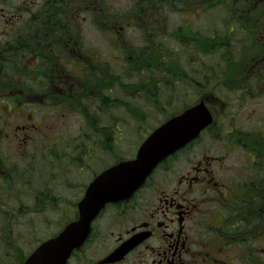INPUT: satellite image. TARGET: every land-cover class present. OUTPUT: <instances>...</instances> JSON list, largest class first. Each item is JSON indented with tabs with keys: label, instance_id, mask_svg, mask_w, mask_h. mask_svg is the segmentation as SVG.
Listing matches in <instances>:
<instances>
[{
	"label": "flooded vegetation",
	"instance_id": "flooded-vegetation-1",
	"mask_svg": "<svg viewBox=\"0 0 264 264\" xmlns=\"http://www.w3.org/2000/svg\"><path fill=\"white\" fill-rule=\"evenodd\" d=\"M254 3L150 0L143 5L139 0L142 5L115 8L111 0H0V264L24 260L36 240L32 220L40 219L46 231L47 210L60 213L59 205L69 203L74 214L63 210L59 219L75 220L90 182L126 159L116 155L111 163L118 142L111 135L116 118L108 111H129L130 101L143 95L154 100L142 87L144 70L136 62L151 61V72L169 71L171 85L185 89L193 82L190 69L186 74L183 67L165 68L160 49L175 44L196 51L199 43L203 60L216 52L202 55V38L225 44L224 69L204 71L196 81L199 90L224 91L213 97L222 107L220 122L203 95L213 124L159 163L129 198L104 206L67 264H264V245H256L264 234V116L239 117L248 102L264 95V20L256 53L245 38L235 58L226 51L231 37L199 31L202 15L213 8L228 14L217 27L230 25V33L234 24L249 29L256 19ZM260 4L264 8V0ZM133 25L137 44L123 36ZM143 44L151 46L150 55L138 53ZM111 45L123 49L125 62H135L122 70L129 76L110 65L116 56L104 52ZM166 57L174 61L173 53ZM132 85L137 96L129 91L125 98L115 97ZM227 108H235L228 122ZM63 111L80 118L75 134L66 136L65 126L64 134L47 139ZM113 133L121 135L117 121ZM95 149L105 156L101 162H95ZM36 164L42 172L33 178ZM74 188L77 194L64 196ZM102 218L105 228L98 224ZM124 247L123 256H113Z\"/></svg>",
	"mask_w": 264,
	"mask_h": 264
},
{
	"label": "rangeland",
	"instance_id": "rangeland-1",
	"mask_svg": "<svg viewBox=\"0 0 264 264\" xmlns=\"http://www.w3.org/2000/svg\"><path fill=\"white\" fill-rule=\"evenodd\" d=\"M261 0H255L254 5L258 6L256 8L255 18L256 22L253 24V26L249 27V29H243V24H240L237 26L236 24L233 25L232 32L230 33L229 26H222L217 27V25L220 24L221 18H227L228 14H226L225 10H219L218 8H213L212 10H206L204 15H202V26L200 28V33L204 36H210L211 32H218L219 35H222L223 37L227 38L228 36L232 39L229 40V47L226 49L228 55H232L233 58H235L239 52L237 50H240L239 48H243L244 43H246L245 38H248V36H254L256 37L257 41L262 40V28H263V20H264V8L260 4ZM139 0H111V5L115 8H126L130 6H139V5H147L142 2V4H138ZM150 5V4H148ZM260 7L262 10H260ZM114 10L116 11V9ZM174 16H172L173 18ZM198 29V28H193ZM225 35V36H224ZM123 36L127 37V41L129 43V40H131L134 44H137L136 38L139 36V31L136 29V27L132 26H126L125 31L123 32ZM260 39V40H259ZM249 41V40H247ZM252 48L254 49V53H256L257 46L254 45V42H252ZM102 45L96 46L97 48L101 49ZM193 48V46H190ZM131 48V47H129ZM139 48L138 53H145V55L148 56V54H151V46L148 45H141L137 46ZM169 54H174V61L170 58L166 57L167 52ZM176 50V52L174 51ZM123 49L117 48L116 46L111 45L110 51H105L104 53H110L111 55H115L116 57H112L114 61L110 62V65L112 63V68L116 72H121L125 74L126 76H129L128 73L123 72V68L127 66H133L135 62L130 61H124L125 57L123 56ZM251 50H248V53H250ZM221 51H217L216 53H213L211 55L202 56L204 58L203 60L199 58V49L196 45V51L191 50L189 51L188 47H179L177 45H163L160 49V55L164 58V67L168 68L169 66H175L178 69H184L186 74H189L188 70L190 69V76L191 82L185 89L182 88H175L173 85H171V81L173 76L171 74H167L168 72H160V71H153L152 65L153 63L151 61H142V62H136L137 64L142 65L141 69L142 75L141 80L142 87L145 88L146 92L149 95L154 96V100L148 101V99L145 98V95H143L142 99L139 98L136 102L130 101L129 111L125 110L124 108H116L108 111L109 115L111 116V119L116 118L112 121L111 125V135L113 139L117 140V146L113 147L114 152L112 153V160L111 163H113L114 159L113 156L118 155L119 158L124 159L128 158L130 156L129 152L132 150V148L135 150V143L137 140L141 138H145L153 129L158 127L160 124L164 123L168 118L181 113L186 108L194 105L199 101V99L205 95L206 98L209 99L211 108L213 111H215L216 116L218 117L217 123L220 122L219 116L222 113L221 111V105L219 104V100H215L213 97H220L222 96L223 92L220 87H214L215 90H213V87L208 91L207 89H200L197 85L196 81L199 80V78L202 77L204 74L203 72L206 71L209 75V71H212L213 73H216L217 70L221 69L223 70L225 67L224 61L221 59ZM187 55H189L187 57ZM187 57V59H186ZM229 57V56H228ZM169 69V68H168ZM148 72H147V71ZM192 74V75H191ZM155 79H158L156 82ZM134 80H128V83H132ZM211 81V80H209ZM213 86V83H212ZM133 85L130 87L131 89H128L124 92L117 91L115 94L116 98H125L129 96V91H132V93H135V89L132 90ZM207 91V92H206ZM202 94V95H200ZM142 95V94H141ZM219 95V96H218ZM137 96V95H136ZM128 100V99H126ZM225 108V106L223 107ZM226 115L229 121L230 115L235 112V108H227L225 110ZM107 113V115H108ZM264 116V95L262 97H259L255 100H251L246 105V109L244 110L243 114H241L239 117L243 118H257ZM98 118H102V116H97ZM238 117V118H239ZM141 118V119H140ZM115 121H117L118 128L121 130V135L117 137L116 133H113V126L115 124ZM81 120L77 115H73L69 113L68 111H63L62 119L57 122V124L53 127L51 131L47 133V139H51L54 135L58 134H64L62 131L63 128L66 126V136H71L75 134L77 123H80ZM98 127V126H97ZM96 127V128H97ZM215 128V127H214ZM84 131H87L86 128H84ZM138 138V139H137ZM205 141L210 142L206 137ZM211 147H214L213 142L210 143ZM194 149V147H191L187 151H185V154H188ZM133 152V151H132ZM196 151L192 152V155ZM191 155V156H192ZM194 157V156H193ZM95 162H101L103 159H105V156L97 151L95 149ZM181 161L178 160L177 165ZM39 165L36 164V167L34 169V175L33 178H36L42 171L39 169ZM88 173L83 174L81 177L78 178L79 181L83 180L85 177H87ZM75 176V174H74ZM35 189H31V193L34 192ZM73 191H64L65 197H72L74 193L77 194V188L72 189ZM32 202V200H31ZM30 202V203H31ZM74 203V202H72ZM74 208L75 206H72L69 203H66L65 205H59L60 211L62 212L57 213L55 210H47L46 213V231H44V227L42 224L38 225L40 222V219L34 218L32 220V230L35 231L36 240L32 242L30 250L33 249L36 245H38L41 241H45L46 239L50 238L52 235H56L61 228L67 224V220L69 218H61L59 219V215H64L63 210H65V213L68 212L72 215L74 214ZM209 217V216H208ZM59 219V220H57ZM99 225H103L102 228H105L106 223L104 221V218L100 219L98 221ZM211 224L214 225L213 222H209L208 225ZM105 231V230H103ZM46 232V233H45ZM107 234V228L105 231ZM212 235V233H209ZM41 236V237H39ZM33 238L34 235H31ZM105 237V236H104ZM258 247H261L264 245V234L259 239V241L256 243ZM26 251V250H25ZM22 255V254H21ZM27 255V253H24L23 256ZM23 258V257H22ZM21 258V259H22Z\"/></svg>",
	"mask_w": 264,
	"mask_h": 264
},
{
	"label": "water",
	"instance_id": "water-1",
	"mask_svg": "<svg viewBox=\"0 0 264 264\" xmlns=\"http://www.w3.org/2000/svg\"><path fill=\"white\" fill-rule=\"evenodd\" d=\"M210 122L211 116L200 102L156 128L133 160L111 167L89 185L78 203L79 218L42 243L23 264H65L84 241L90 222L105 203L129 196L159 161L196 137Z\"/></svg>",
	"mask_w": 264,
	"mask_h": 264
},
{
	"label": "trees",
	"instance_id": "trees-1",
	"mask_svg": "<svg viewBox=\"0 0 264 264\" xmlns=\"http://www.w3.org/2000/svg\"><path fill=\"white\" fill-rule=\"evenodd\" d=\"M142 2L147 4V5L150 4V0H142ZM255 22H256V19H255ZM246 40H249L248 42H250V41L254 42L255 44H257V42H258L256 37H254V36L250 37V35L248 36V38H246ZM196 45H197L198 49L201 48V45L199 43H196ZM224 45L225 44L223 41L216 42L212 38H210V39L202 38V54L217 52V51L221 50L224 47ZM240 54H242V53H240ZM223 56L226 59L225 53Z\"/></svg>",
	"mask_w": 264,
	"mask_h": 264
}]
</instances>
